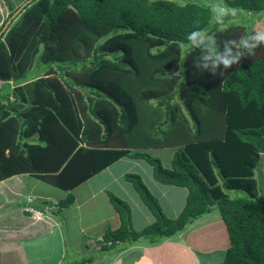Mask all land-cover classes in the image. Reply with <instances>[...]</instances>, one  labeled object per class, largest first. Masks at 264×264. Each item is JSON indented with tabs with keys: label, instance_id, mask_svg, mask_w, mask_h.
Listing matches in <instances>:
<instances>
[{
	"label": "trees",
	"instance_id": "obj_1",
	"mask_svg": "<svg viewBox=\"0 0 264 264\" xmlns=\"http://www.w3.org/2000/svg\"><path fill=\"white\" fill-rule=\"evenodd\" d=\"M223 3L264 15V0ZM6 4L9 18L19 6L12 0ZM212 17L210 5L193 0H33L0 36V79L5 82L0 88V180L32 173L68 186L58 202L63 209L74 203L70 190L75 185L124 157L144 159L157 181L187 189L183 209L168 217L143 177L128 172L126 180L155 221L136 230L129 205L108 192L121 224L106 230L105 241L156 242L217 208L231 245L216 264H264V194L256 179L264 153V44L231 68L221 65L216 74L197 70L194 59L201 52L189 43V33L206 29L220 49L224 40L257 31L231 21L230 14L207 29ZM141 60L159 63L154 83L164 82L169 91L149 88L139 100L122 86L125 75H141L146 67L140 68ZM10 80L18 86L3 93ZM138 101L156 121L143 113L142 146H115L125 144L141 122ZM214 122L221 128L216 125L210 135L205 127ZM176 129L181 137L173 135ZM145 132L176 141L167 143L174 149L170 167L143 151L151 145ZM78 159L83 173L77 170ZM226 190H243L247 197L231 198Z\"/></svg>",
	"mask_w": 264,
	"mask_h": 264
},
{
	"label": "crops",
	"instance_id": "obj_2",
	"mask_svg": "<svg viewBox=\"0 0 264 264\" xmlns=\"http://www.w3.org/2000/svg\"><path fill=\"white\" fill-rule=\"evenodd\" d=\"M261 20L264 22V16L255 24L256 29ZM257 30L261 31L260 27ZM109 167L99 174L107 173ZM99 174L72 187L75 201L63 209L58 202L67 196L68 186L32 173L0 180V264H80L89 257L85 264H216L225 259L231 241L217 208L178 234L156 242L143 239L105 244L106 230L117 229L121 220L109 193L105 192L108 187L97 178ZM167 190L177 193L173 188ZM161 205L165 212V205ZM25 206L49 209L46 217L35 219ZM131 207L136 230L155 219L146 205L149 215L142 213L140 207ZM170 208L173 206L167 204V212L172 216L180 213L174 215Z\"/></svg>",
	"mask_w": 264,
	"mask_h": 264
},
{
	"label": "rangeland",
	"instance_id": "obj_3",
	"mask_svg": "<svg viewBox=\"0 0 264 264\" xmlns=\"http://www.w3.org/2000/svg\"><path fill=\"white\" fill-rule=\"evenodd\" d=\"M14 2L15 5H17V7L21 6L26 0H12ZM178 3H186L187 1H191V0H174ZM193 1H197L199 3H202L204 5H210L212 6V4L218 2V0H193ZM7 0H0V32L3 29L2 23L5 21V19L10 15V10L6 4ZM18 7V8H19ZM17 8V10H18ZM236 10V15L233 16L231 15L233 18L231 21H235L238 24L242 23L245 24V26L248 27V29H252V30H257L260 27V30L262 31V29L264 28V22L261 20L260 21V26L256 29V23L259 19H261V17H263L264 15L262 14L263 12H253L250 11L248 12L247 10H242V9H235ZM15 13V12H14ZM13 13V14H14ZM259 14V15H258ZM262 14V15H261ZM227 17V16H225ZM224 17V18H225ZM10 19L7 18V22ZM6 22V23H7ZM218 24L216 22V20L214 19V16L212 17L209 25L207 26V29H210L213 25ZM263 24V25H262ZM254 26V27H253ZM258 31V30H257ZM142 53V47L137 49V53ZM146 67H143L145 66ZM142 65V70L140 72L141 75L137 76V77H133L132 74L129 75H125L123 77V79L121 80V84L122 86L129 90L134 96L135 98L139 99V95L143 90L146 89H154V90H166L169 91L170 88L168 86H164V82H162V84H160V82L154 83L153 80V70L157 69L159 66V63H152L149 61H143L141 60L140 62V68ZM26 73V72H25ZM38 73V72H37ZM9 86L4 87L3 89V93H7V92H12V87L14 88L15 86H18L15 82V80H10L9 81ZM3 87V82L0 81V88ZM10 99H14V94H10ZM140 100V99H139ZM138 107L139 110L141 112V122L139 123V125L135 128V130L129 134L126 135V139L125 142L124 140H122V142H124L125 144H118V145H114L115 146H126V144L129 142L131 143V145H139L142 146L143 145V138L141 137L142 131H143V113H146V109L144 107V104H142L140 101H138ZM185 111V108H184ZM188 112V111H187ZM145 119L147 120H153L156 121L157 116H152L150 118L149 113H146V115H144ZM186 116L188 117V120L190 123V126L192 127V134L196 131L194 129L195 126V121L193 120L192 122V116L190 111L188 113H186ZM209 118V117H207ZM213 120L215 121V118H213ZM218 123V122H217ZM217 123H213L211 126L208 124L206 125V132L210 135L214 134V130L216 129V125H218V129L221 128V124H217ZM211 124V122L209 123ZM153 128H154V124ZM155 126H157V124H155ZM151 127V126H150ZM150 127L147 129V131H150L152 129H150ZM152 128V127H151ZM141 130V132H140ZM146 135H148L147 137L150 139L149 143L151 145H147L143 146V151H147L149 153H151L154 156H158L162 159L163 164L166 167H170L171 163H172V158H173V153H174V149L171 145L167 144V143H176L175 140H171L169 138V136H165L163 135L162 137H155V135H151L149 132H145ZM218 134V133H217ZM173 135L175 136V138L181 137L183 135V133H181V129H176L173 132ZM120 137H116L115 139H119ZM171 141V142H170ZM160 142L163 143V145H158ZM177 142H182V140H177ZM134 148H136L137 146H133ZM8 152V151H7ZM67 163V161H66ZM80 161L79 159L76 160V166H77V170L80 171L81 167H79L80 165ZM84 165V169L87 168V165ZM127 169H131V170H127ZM108 172L105 174H99L97 175L98 180H100V182L102 185L107 186L108 190H105V192L108 194V192H112L115 195L123 198L127 204H130L131 208L137 207V208H141L142 213H144L145 215H149L150 213L147 211V209L145 208V205L143 203V200L141 199V197L138 195V193L136 192L132 182L126 180V175L128 172H133V173H139L143 179L145 180V182L147 183V185L149 186V188L153 191V193L155 194V196L157 197V199L159 200V202L161 204H164V209H165V214L170 217V218H175L177 217L181 211V207H183V204L185 203V198L187 196V189L185 187H177V186H173V185H169V184H164L161 183L159 181L156 180V177L154 175L153 172V166L147 162L144 159H127L126 157L122 158L121 161H117L114 165L110 166L108 169ZM84 171V170H83ZM125 173L123 175L119 174L124 172ZM110 172L111 175H110ZM116 178V179H115ZM256 179L258 180L259 183V188H260V192L261 194H264V155L261 158L260 161V165L256 170ZM94 183V181H93ZM172 186V187H171ZM104 187V186H103ZM166 188L171 189L173 188L175 191H177V193L171 192L170 190H166ZM226 193L228 195H230L232 198H239V197H247V193L243 190H226ZM110 198V196H109ZM111 199V198H110ZM167 204H171L173 206V208H170L169 210H171L172 212L175 213H179L177 216H172L171 213H168L167 211ZM176 207L179 208L176 211ZM216 210V209H215ZM135 211V210H134ZM151 211V210H150ZM155 221L154 218H152V220L150 221L149 225L152 224Z\"/></svg>",
	"mask_w": 264,
	"mask_h": 264
},
{
	"label": "clouds",
	"instance_id": "obj_4",
	"mask_svg": "<svg viewBox=\"0 0 264 264\" xmlns=\"http://www.w3.org/2000/svg\"><path fill=\"white\" fill-rule=\"evenodd\" d=\"M211 11L216 22L221 24L223 23V18L225 16L229 14L233 16L236 15V10L226 7L223 3V0H218V2L212 4ZM187 39L192 47L200 49L201 52V55L194 59V67L199 71H210L213 74H216L221 65L224 66V69H228L233 65L238 64L241 59L245 57L246 53L249 56L254 55L255 49L258 48L261 44H264V32L256 31L253 34L241 37L239 40H224L220 49H217L216 47L215 37L209 34L206 29H197L192 33H189L187 35ZM0 81H2L3 84L5 83L1 79ZM263 154L264 153H262L261 158ZM65 165L66 162L60 169H62ZM60 172L61 170H58L57 172H54V175H58ZM81 172H83L82 168ZM70 191L72 192V189ZM24 209L30 211L35 219H42L47 216L46 214L49 208H33L30 206H25ZM105 244L112 245V242L105 241Z\"/></svg>",
	"mask_w": 264,
	"mask_h": 264
},
{
	"label": "water",
	"instance_id": "obj_5",
	"mask_svg": "<svg viewBox=\"0 0 264 264\" xmlns=\"http://www.w3.org/2000/svg\"><path fill=\"white\" fill-rule=\"evenodd\" d=\"M33 0H26L19 8L18 10H16V12L10 17V19L8 20L7 23H5V25L3 26L2 31L0 32V36L1 34L7 30V28L9 27V25L12 23V20L27 6L29 5ZM0 110H1V103H0Z\"/></svg>",
	"mask_w": 264,
	"mask_h": 264
}]
</instances>
